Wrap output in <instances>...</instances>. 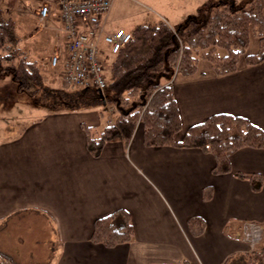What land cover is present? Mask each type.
Listing matches in <instances>:
<instances>
[{
  "label": "crops",
  "instance_id": "0c3cea01",
  "mask_svg": "<svg viewBox=\"0 0 264 264\" xmlns=\"http://www.w3.org/2000/svg\"><path fill=\"white\" fill-rule=\"evenodd\" d=\"M204 1L189 0L183 12L194 13ZM111 2L100 20L105 33L130 32L157 20L176 27L162 13L176 7L167 6L168 1L151 0L146 10L140 0L127 3L137 14L126 26L114 16ZM42 5L49 7L45 20L38 16ZM7 10L28 58L47 67L49 86L67 89L61 69L50 67L48 59L55 51L61 61L66 56L57 0H9ZM249 39L246 54H256L258 39ZM100 48L107 51L102 42ZM168 83L182 131L215 114L243 117L264 131V61L249 66L241 58L237 69L225 75L200 61L195 74L175 73ZM28 102L31 120L17 136L0 142V264H5L2 259L10 264L245 263L249 246L236 232L243 222L264 226L263 151L239 149L229 158L231 172L215 174L210 154L145 146L137 127L127 145L112 141L94 156L85 128L100 131L110 124L113 107L107 116L98 108L47 112ZM238 173L259 175V189ZM116 210L128 213L132 240L113 248L93 243L94 221ZM192 218L203 225L197 235L189 227ZM256 246L264 247V232Z\"/></svg>",
  "mask_w": 264,
  "mask_h": 264
},
{
  "label": "trees",
  "instance_id": "16d2710c",
  "mask_svg": "<svg viewBox=\"0 0 264 264\" xmlns=\"http://www.w3.org/2000/svg\"><path fill=\"white\" fill-rule=\"evenodd\" d=\"M8 1L0 0V74L11 75L21 91L43 90L49 85L48 69L29 60L14 18L7 12ZM130 34V41L116 54L102 53L105 89L101 93L92 88L80 89L75 94L83 108H98L103 115L110 104L116 111L113 121L100 131L85 128L91 154L97 156L107 143L116 140L127 145L137 127L142 129L145 146L198 149L210 154L215 159V174L231 172L229 158L239 149L264 152V131L240 116L215 114L182 131L168 83L175 73L195 74L200 61L208 62L216 75L234 72L241 58L249 66L262 63L264 0L209 1L177 27L157 20L136 25ZM250 36L258 39L259 48L256 54L247 55ZM61 88L53 90L48 108L55 106L53 99L56 101L59 94L65 93ZM181 133V139H177ZM236 176L249 179L253 189H259V175ZM189 227L196 235L203 229L198 218L190 219ZM132 237V225L124 210H116L93 223L91 241L106 248L128 243ZM178 264L191 263L184 260ZM244 264H264V248L247 253Z\"/></svg>",
  "mask_w": 264,
  "mask_h": 264
},
{
  "label": "built area",
  "instance_id": "2783aa9c",
  "mask_svg": "<svg viewBox=\"0 0 264 264\" xmlns=\"http://www.w3.org/2000/svg\"><path fill=\"white\" fill-rule=\"evenodd\" d=\"M57 6L66 43V56L61 62L64 80L74 88L104 90L106 78L100 44L114 55L130 41L131 34L123 29L104 32L100 20L110 10L111 0H57ZM48 14L47 5L38 10L41 19ZM58 63L59 56L54 55L50 64L55 67ZM262 231V226L245 222L237 236L253 248Z\"/></svg>",
  "mask_w": 264,
  "mask_h": 264
},
{
  "label": "rangeland",
  "instance_id": "374dc122",
  "mask_svg": "<svg viewBox=\"0 0 264 264\" xmlns=\"http://www.w3.org/2000/svg\"><path fill=\"white\" fill-rule=\"evenodd\" d=\"M161 1L163 2L168 1V3H165L167 6L168 5L170 6L171 4H173L174 6L176 5V7H174V10L163 9L162 11V13L165 14V16L169 18V21L171 22V24L175 25L176 27L180 23L183 22L184 19H182V17L184 15H185L184 17L188 16L187 13L183 12V9L188 6L189 0H161ZM209 1H214V0H205L204 2L206 3ZM239 1H246V0H239ZM140 2L144 6L145 10L151 5V0H140ZM127 3H131L134 5V0H115L113 4L114 5L113 14L117 19H123L121 21V24L124 26H126L128 22H130L133 18H135L136 17L135 14H137V13H134L133 10L131 11ZM199 4H200L199 6H201V2ZM135 5H137V3H135ZM153 8H157V7H153ZM157 10H161V9H157ZM181 13L183 14V16L179 17ZM55 54H58V52L55 51V53L48 55L49 63H50L51 58ZM29 60H35V59H33L30 56ZM58 65L59 63L56 65V67L59 68ZM10 76L11 75L5 74V73L0 74V142L7 141L9 140V138H13L17 136L19 133L22 132L21 130L26 126V124H28L27 121L31 120L33 115L31 113L30 114L28 113L27 107L25 106V103L27 101H29L28 105L31 107L32 106H42V108L44 109L47 108V110H49L47 112H53V109L55 110H72L73 109L74 110L77 108L78 109L83 108L81 107L82 103L75 100L76 99L75 94L78 93L76 92L78 90H74L70 87L66 89L65 86L61 85L63 88H65L66 94L61 93L58 95V98L56 99V101H58L60 104L53 99V103H55V107L53 106V108L50 109L48 108L50 106L49 104L50 101L48 100V98H51L50 95L52 94L53 90H56V89L51 88L48 85L47 88L43 90L37 89L34 92H31V90L27 89L26 92L21 91L19 90L20 86L18 82L17 81L13 82L10 79L11 78ZM50 89H52V91ZM61 101L63 103H61ZM69 102H70V105L65 104ZM112 107L113 106L110 104L106 105L107 116H109V114L111 115ZM110 109H111V112L108 114V110ZM4 120L9 125L8 128H6ZM260 249H261L260 247L256 246L253 250L249 248V251L252 252V251H257ZM232 264H235V262H233Z\"/></svg>",
  "mask_w": 264,
  "mask_h": 264
}]
</instances>
